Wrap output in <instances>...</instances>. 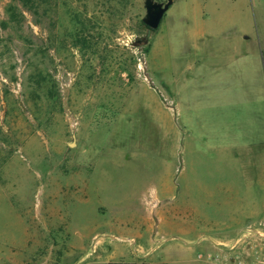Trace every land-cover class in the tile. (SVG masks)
<instances>
[{"label":"rangeland","instance_id":"obj_1","mask_svg":"<svg viewBox=\"0 0 264 264\" xmlns=\"http://www.w3.org/2000/svg\"><path fill=\"white\" fill-rule=\"evenodd\" d=\"M153 2L0 0V264L264 260V0Z\"/></svg>","mask_w":264,"mask_h":264},{"label":"crops","instance_id":"obj_2","mask_svg":"<svg viewBox=\"0 0 264 264\" xmlns=\"http://www.w3.org/2000/svg\"><path fill=\"white\" fill-rule=\"evenodd\" d=\"M200 1L202 2L203 0H200ZM224 15H225V18H224ZM226 17L227 16L224 13V10L221 8V13H219V15L217 16V19L214 21V24L217 26L220 23L222 24L223 19L227 20ZM247 34L248 33L246 31H243V34L237 36L235 39L239 38L241 39V41L246 42L249 40V36H248L249 34L248 35ZM253 53H254V50L252 49V55ZM254 57H253V60H254ZM258 63H259V50L257 52V66H258ZM262 220H264V209H245L241 211V214H239V217L237 219L235 218V219L222 221L223 226L221 228L224 230L233 231L236 233L244 229L246 221L252 224H255ZM238 261L242 262L243 264H264V261L261 259V257L255 256L253 254H242V255L237 256V258L233 260L234 263Z\"/></svg>","mask_w":264,"mask_h":264},{"label":"trees","instance_id":"obj_3","mask_svg":"<svg viewBox=\"0 0 264 264\" xmlns=\"http://www.w3.org/2000/svg\"><path fill=\"white\" fill-rule=\"evenodd\" d=\"M51 0H13V4L9 6L8 23L15 21L18 25H23L26 21V14H30L35 18V22L40 24L46 18L48 13V4ZM43 44L41 45V47ZM35 84L38 87L43 85L45 76L43 72L35 71L34 78Z\"/></svg>","mask_w":264,"mask_h":264},{"label":"water","instance_id":"obj_4","mask_svg":"<svg viewBox=\"0 0 264 264\" xmlns=\"http://www.w3.org/2000/svg\"><path fill=\"white\" fill-rule=\"evenodd\" d=\"M168 7L169 4L162 6L161 4L154 3L153 0H145V9L147 14L145 23L150 30L157 29Z\"/></svg>","mask_w":264,"mask_h":264},{"label":"built area","instance_id":"obj_5","mask_svg":"<svg viewBox=\"0 0 264 264\" xmlns=\"http://www.w3.org/2000/svg\"><path fill=\"white\" fill-rule=\"evenodd\" d=\"M264 261V260H263Z\"/></svg>","mask_w":264,"mask_h":264}]
</instances>
